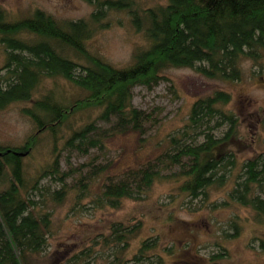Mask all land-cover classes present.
Returning a JSON list of instances; mask_svg holds the SVG:
<instances>
[{"label":"trees","instance_id":"trees-1","mask_svg":"<svg viewBox=\"0 0 264 264\" xmlns=\"http://www.w3.org/2000/svg\"><path fill=\"white\" fill-rule=\"evenodd\" d=\"M87 1L96 8L90 18L66 23L41 10L10 20L0 9V44L6 54L0 69L5 71L0 75V111L14 104L34 102L33 107L24 109V114L38 128L21 147L0 146V264H29L30 255L41 252L47 243V215H35V203L29 197L31 191H39L40 179L60 174L61 150L56 133L61 126L77 114L101 109V120L114 117L120 129L143 131L149 116L133 107L135 87L152 88L166 78L165 71L183 68L210 80L240 82L243 60L257 61L264 52V0H167L154 7H144L135 0ZM112 13H127L146 42L124 68L105 62L88 49L89 41L106 29L105 19ZM46 78H62L83 96L57 99L51 90L35 100ZM231 102V94L219 90L198 99L189 116L188 129L216 130L226 126L224 136L215 138L213 133L202 132L199 135L204 134L205 141L193 146L183 144V138L191 135L185 133L173 140L179 145L176 154H163L154 164L128 171L118 182H106L98 202L119 208L123 200L151 189L161 178L163 167L176 165L183 168L181 191L192 199L207 194L206 190L214 185L223 187L227 182L225 174L235 166V154L228 146L240 136L238 116L225 110ZM95 125L90 122L74 129L66 140V149L88 152L99 147L100 140L90 137ZM49 131L55 145L54 161L31 182L23 155L32 154L41 135ZM242 165L243 173L236 176L238 180L229 197L264 220V196L255 193V187L264 183V158L260 155ZM67 176L70 175L63 173L59 178L64 181ZM64 193H56L59 202ZM114 226V235L105 239L106 244L117 243L126 249L134 232L123 224ZM232 226L237 236L240 228L237 223ZM157 245L156 240H145L134 259H150L148 254L156 251Z\"/></svg>","mask_w":264,"mask_h":264},{"label":"rangeland","instance_id":"rangeland-1","mask_svg":"<svg viewBox=\"0 0 264 264\" xmlns=\"http://www.w3.org/2000/svg\"><path fill=\"white\" fill-rule=\"evenodd\" d=\"M135 1L144 7L167 2ZM0 9L10 20L41 10L61 23L88 20L96 11L87 0H0ZM106 18L108 26L89 41L88 49L117 68L127 67L137 49L146 46L145 38L135 30L127 13H112ZM261 55L257 61L243 60L240 82L210 80L183 68L165 71L166 78L152 88L135 87L133 107L149 116L143 131L120 129L114 117L101 120V109L77 114L61 126L56 133L60 174L40 179L39 191L30 192L33 213L42 218L47 215L49 228L46 245L30 255L29 264H160L161 260L162 264H264V220L229 197L236 176L243 173V162L260 155L264 158V52ZM5 61L0 44V69ZM4 73L0 70V75ZM51 90L57 99L83 96L62 78H46L35 100ZM219 90L231 94L232 102L225 110L236 113L241 122L239 138L228 146L235 154V166L225 174L223 187L214 185L207 194L192 199L181 191L183 168L162 166L161 178L145 194L123 200L119 208L98 202L106 182H118L128 171L154 164L163 154H176L179 145L173 140L185 133L191 135L183 138V144L193 146L205 141L204 134L199 135L202 132L213 133L215 138L224 136L226 126L188 129L193 104ZM34 104H14L0 111V146L21 147L38 131L24 114V109ZM90 122L96 123L90 137L100 140L99 147L88 152L66 149L72 131ZM54 147L52 133L45 132L34 152L25 156L31 182L53 163ZM63 173L70 175L64 181L59 178ZM61 191L65 193L59 202L55 195ZM255 193L264 196V183L255 187ZM234 223L240 228L237 236ZM115 224L134 232L126 249L117 243L106 244L105 239L114 235ZM148 239L157 241V250L148 254L150 259L136 261L134 256Z\"/></svg>","mask_w":264,"mask_h":264},{"label":"bare ground","instance_id":"bare-ground-1","mask_svg":"<svg viewBox=\"0 0 264 264\" xmlns=\"http://www.w3.org/2000/svg\"><path fill=\"white\" fill-rule=\"evenodd\" d=\"M23 156H26V155H23Z\"/></svg>","mask_w":264,"mask_h":264}]
</instances>
